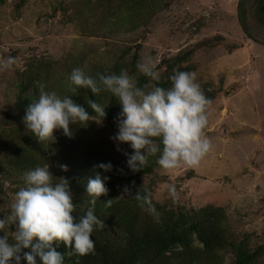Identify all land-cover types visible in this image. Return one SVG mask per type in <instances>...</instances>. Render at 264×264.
Instances as JSON below:
<instances>
[{"label":"rangeland","instance_id":"obj_1","mask_svg":"<svg viewBox=\"0 0 264 264\" xmlns=\"http://www.w3.org/2000/svg\"><path fill=\"white\" fill-rule=\"evenodd\" d=\"M239 1L0 0V58L17 59L11 69L0 71V142L12 143L13 131L1 120L13 114L28 69L37 83L57 93L69 92L68 77L74 68L93 74L118 67L132 76L139 73L137 63L149 56L157 62L159 81L167 79L170 68L194 72L211 101L205 135L213 150L197 168L166 172L157 164L151 175L122 182L117 198L123 201L121 212L133 214V195H144L147 189L152 204L165 211L185 214L209 205L222 208L221 225L236 242L245 235L251 244L264 240V27L256 19L253 1L247 0L246 32L241 30ZM71 127L80 133L75 153L97 144L112 165L123 164L125 175L130 174L125 153L131 149L123 144L118 151L110 139L117 132L116 121L96 118L86 127ZM57 134L58 141L68 140L61 131ZM56 141L49 140V149L46 143V152L54 154ZM55 155L45 164L59 178L63 175L55 169L64 160ZM66 173L72 175L70 169ZM13 175L0 192V217L9 215L15 193L23 186L22 174ZM169 184L175 185L178 199L168 194ZM143 212L139 221L153 219ZM220 255L221 264H235L230 248Z\"/></svg>","mask_w":264,"mask_h":264},{"label":"clouds","instance_id":"obj_2","mask_svg":"<svg viewBox=\"0 0 264 264\" xmlns=\"http://www.w3.org/2000/svg\"><path fill=\"white\" fill-rule=\"evenodd\" d=\"M16 63L17 59L12 56L0 58V71L11 69ZM136 68L143 76L159 82L157 62L152 57L143 58ZM68 80V90L73 96L61 97L54 91H46V85L41 82L38 96L25 108L22 122L38 141L54 142L57 130L72 138V125L86 127L96 118L103 120L106 107L96 99L86 98L95 116L73 101L72 97L83 89L94 97L107 92L118 100L117 132L110 139L118 151V146L123 144L131 149L125 156L126 167L133 174L140 172L149 156L157 153L156 163L162 170L171 172L181 167L197 168L213 150L211 140L205 135L211 101L194 72L173 69L169 88L154 83L147 91L138 86L136 77L129 75L127 69H121L119 74H97L94 78L83 69L74 68ZM59 167L63 172L68 171L66 165ZM112 168L110 162L94 166L99 171L87 179L85 193L90 199L79 218L73 215L76 204L68 179L55 177L48 163L24 172L23 186L15 193L9 215L0 217V264H21L22 260L26 264H64V254L57 251L61 245L71 249L70 256L91 253L95 247L92 234L104 227V222L95 215V205L99 197L108 194L109 177L100 173L111 172ZM167 191L171 198L178 199L174 184H169ZM123 192L128 195V187ZM135 199L142 210L158 218L147 189L143 196L135 195ZM104 205L110 206L111 200ZM13 226L15 230L11 231Z\"/></svg>","mask_w":264,"mask_h":264},{"label":"trees","instance_id":"obj_3","mask_svg":"<svg viewBox=\"0 0 264 264\" xmlns=\"http://www.w3.org/2000/svg\"><path fill=\"white\" fill-rule=\"evenodd\" d=\"M246 1L240 0L238 3L237 19L243 32H246L247 23ZM252 1L256 19L264 27V0ZM262 45L264 46V43ZM132 61H138L137 54L133 56ZM120 71L121 68L113 67L106 71L87 75L95 78L97 74H119ZM134 73L132 76L136 77L138 86L147 91L154 83L162 88H167L171 83L169 77L173 74V69L170 68L165 81L159 82H154L136 71ZM24 75L27 83L22 84L19 88L13 114H6L1 120L4 126L13 131V136L10 145L0 142V192L2 193L4 190V183L14 179L15 171L23 175L24 172L36 166H43L46 161L57 154L59 159L64 160L63 165L72 171L70 176L58 167L55 169L63 175L60 177L66 176L65 178L69 181L73 202L76 204L73 215L79 218L86 211L90 199L85 193L87 179L99 171L94 169V166L111 161L103 155V150L97 144L87 150L81 149L80 152L75 153L74 150L79 147V132L74 133L75 137L68 138L66 141H58L59 135L55 131L54 137L57 139L55 152L54 154L53 151L46 152V143L49 149V141H38L22 122L26 106L39 93V83L35 81L33 71L28 69ZM32 86L35 87L34 93L26 97L25 92ZM78 91V95L72 99L84 107L90 116H95V113L89 107L87 100L94 101L96 99L97 103L106 107L103 121H116L120 111L119 102L110 93L101 92L94 97L88 90ZM57 94L61 97L74 95L70 91L66 93L61 91ZM157 142L159 143V141ZM13 155L16 157L15 159H11ZM158 156L159 153L156 156H149L148 163L140 172L134 174L130 172L125 175L123 164L119 167L112 165L111 172L100 173L102 176L109 177L106 183L108 194L99 197L95 205V215L104 222V227L93 232L92 239L95 241V247L89 254L70 256L68 253L71 252V249L61 245L57 251L64 254V264H221L220 252L226 248H230L235 253V264H263L264 240L251 244L248 235H245L239 242L232 240V237L221 225L224 218L222 208L209 205L197 211H191V213L178 214L172 210L165 211V207L154 205L159 213L158 218L152 215L153 219L151 220L142 221L140 218L141 221H139L138 214L144 210L138 206L139 202L135 199L137 193H135L133 195L135 203L131 207L133 214L121 212L123 201L117 200L118 190L124 184H129L131 181L136 182L145 175H151L154 167L157 166ZM122 182H124L123 185ZM20 184L23 185L22 178ZM108 200H111V205L105 206L104 204ZM146 216H150L149 213ZM14 230L13 226L11 231ZM10 234L9 241L12 242ZM21 264H26V262L22 260Z\"/></svg>","mask_w":264,"mask_h":264}]
</instances>
